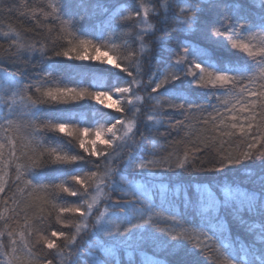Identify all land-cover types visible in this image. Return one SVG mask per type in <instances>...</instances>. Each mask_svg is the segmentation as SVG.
<instances>
[{
  "label": "snow or ice",
  "instance_id": "1",
  "mask_svg": "<svg viewBox=\"0 0 264 264\" xmlns=\"http://www.w3.org/2000/svg\"><path fill=\"white\" fill-rule=\"evenodd\" d=\"M13 14L35 27L0 31L17 69L0 70V264H126L148 242L201 257L175 264H264V0H0ZM68 62H89L72 85ZM93 102L113 111L82 126L71 108ZM241 167L254 186L192 179Z\"/></svg>",
  "mask_w": 264,
  "mask_h": 264
},
{
  "label": "trees",
  "instance_id": "2",
  "mask_svg": "<svg viewBox=\"0 0 264 264\" xmlns=\"http://www.w3.org/2000/svg\"><path fill=\"white\" fill-rule=\"evenodd\" d=\"M17 2L20 5H23L24 0H17ZM98 2L103 4L104 0H98ZM110 2L115 3V2H117V0H110ZM28 3L30 5L35 4L36 0H28ZM73 7L75 8V3L73 4ZM76 10L79 11V9H76ZM105 19H106V17L102 13H98V15L94 19L86 18L83 21V26L88 28L91 25H95L98 28L100 26L101 22L104 21ZM153 22H155V18H153ZM9 23H11L14 27H17L18 29H21V30L25 29V28H34L35 27L31 22L27 21L26 18H22V17H19V16L13 14L11 17H8L7 19L0 18V31H7L8 30L7 24H9ZM162 34L163 33H159V35H162ZM29 37L34 38V37H32L31 34H29ZM197 39H199V37H197ZM3 42L6 46L7 41L4 40ZM202 43L206 44L207 42L202 41ZM215 54L223 60H229V59L237 60L240 57V54H238V53L229 52L227 50L220 49V48L216 49ZM81 63L88 64L89 62H74V63L68 62V63L59 64V67L64 69V75H63L64 83H66L68 85H72L75 81L71 77L78 78L76 76L77 73L89 71V69L86 67H80L79 65ZM92 63L98 64V62H92ZM100 67L108 68L110 66L102 65ZM163 68H164V65L156 64L155 61H153V66L151 68V71H158V70H162ZM0 70H4V71H8V72L17 71L16 68L11 67L7 62L4 64H0ZM116 71H118V70H116ZM96 75L98 78L102 79L108 85H111L117 79L115 76L109 75L108 73H104V72H96ZM147 79H148V77H147V75H145L144 80L147 81ZM121 81H122V78H121ZM83 86H88L87 80H85V83ZM120 86H122V83ZM105 90H107V89H105ZM148 91H150V89H148ZM140 94L145 95V92L141 91ZM197 102H200V101L197 100ZM212 102L214 104L216 103L215 100H213ZM61 107H71V106H61ZM150 107H151V104L146 102L144 110L142 112L141 119H143L144 116H146L148 114V109ZM98 109H103V112L100 113V115H104L105 113L113 111L111 109H104L102 105H95L94 102L92 104L84 105L83 107H72L71 108V110L73 112L79 113L85 118L86 123L82 126H92L93 121L97 119V110ZM176 119H180V117L177 116ZM102 122H103V120H101V123ZM142 130H144V129H142ZM161 131H164V129H161ZM145 135L148 137L149 140L158 136L157 133L148 132L146 130H145ZM157 143L158 144H165V140L163 138H160L157 140ZM73 154H75V153H73ZM54 167L59 169V166H54ZM246 167H254V168L258 169L259 164L257 163L255 165H252L250 162H246ZM63 170L66 171V169H63ZM57 174H61L60 170L50 173V175H57ZM192 179L201 180V181L211 180V181H216V182H237V183H241L242 186L252 187V186H254L252 181L255 180V177H252L251 179H249L247 173L244 170V167H241V168L235 169V170H226L222 174L201 173V174H197L196 176L192 177ZM12 190H14V189L11 187V184H10L9 188L6 190V192H10ZM116 198H117V194L113 193L112 199L115 200ZM69 199L72 202H78V201H76L75 198H69ZM242 215H243V218L245 221H250L252 219L249 217L247 212L243 213ZM255 219L258 220L259 218L257 217ZM229 220H230V225H231L232 238L234 241H238L239 243H248V242L252 241L253 235L251 233H249V231L247 230V224H241L238 221H233L231 219V217H229ZM52 227L55 228V230H57V231L65 230V229H62L60 226H57V225H53ZM85 239H87V237H85ZM185 253H186V249L181 250L180 252H178L174 256H170V255H168V253L166 251L159 249L155 245H153L152 243L148 242V243H145L139 247H134L133 249H129L126 252L122 251L119 254V258L121 260H124L126 262V264L129 261H130V264H150V262L154 259L168 260V261L172 262V264H175V262L185 260V259L189 260V261L193 260V259H195V260L201 259V257L198 255L186 256ZM50 258H52V257H50ZM54 264H56L55 259H54Z\"/></svg>",
  "mask_w": 264,
  "mask_h": 264
},
{
  "label": "rangeland",
  "instance_id": "3",
  "mask_svg": "<svg viewBox=\"0 0 264 264\" xmlns=\"http://www.w3.org/2000/svg\"><path fill=\"white\" fill-rule=\"evenodd\" d=\"M115 99V97H113Z\"/></svg>",
  "mask_w": 264,
  "mask_h": 264
}]
</instances>
